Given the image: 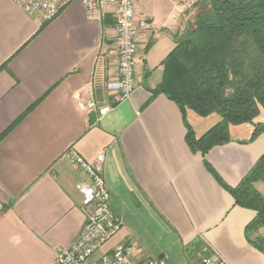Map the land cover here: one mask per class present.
<instances>
[{"label":"crops","instance_id":"obj_1","mask_svg":"<svg viewBox=\"0 0 264 264\" xmlns=\"http://www.w3.org/2000/svg\"><path fill=\"white\" fill-rule=\"evenodd\" d=\"M193 1H136L150 27L139 37L136 88L119 101L106 88L119 77L114 13L89 16L74 0L45 22L0 0V264H55L82 235L85 176L65 156L70 148L92 162L106 149L101 173L121 223L83 264H98L118 244L141 247L136 261L164 253L167 264L168 248L157 247L164 240L192 247L196 264L207 250L231 264H264L246 233L256 211L218 180L242 181L264 154V133L249 141L253 123L230 125L229 142L203 155L189 145L188 126L201 137L221 116L189 109L184 119L175 101L152 92ZM91 98L108 107L93 123L79 104Z\"/></svg>","mask_w":264,"mask_h":264},{"label":"trees","instance_id":"obj_2","mask_svg":"<svg viewBox=\"0 0 264 264\" xmlns=\"http://www.w3.org/2000/svg\"><path fill=\"white\" fill-rule=\"evenodd\" d=\"M190 11L152 92L175 101L184 119L189 109L201 116H221L201 137L187 125L189 145L205 155L229 142L230 125L253 123L249 141L264 133V121L255 122L264 114V0H194ZM218 180L237 205L256 211L246 227L247 239L264 253V235L259 233L264 228V194L257 186L264 182V154L237 186Z\"/></svg>","mask_w":264,"mask_h":264},{"label":"built area","instance_id":"obj_3","mask_svg":"<svg viewBox=\"0 0 264 264\" xmlns=\"http://www.w3.org/2000/svg\"><path fill=\"white\" fill-rule=\"evenodd\" d=\"M30 15L39 13L45 21L54 19L74 0H14ZM89 16L112 12L116 16L115 47L118 57L119 77L109 81L106 88L117 93L119 101L131 97L136 88L139 37L150 24L139 18L135 12L137 0H81ZM78 96V95H77ZM80 106L87 110L105 112L107 106H101L94 98L86 101L79 99ZM65 156L84 173L79 184L82 196L81 207L85 213V227L82 235L69 247L60 248L55 264H83L121 229L110 206V193L101 173L106 157V149L100 151L94 162L86 160L73 148ZM141 247L133 244H118L111 254H102L98 264H163L153 258L136 261L133 257ZM202 264H231L217 251L201 256Z\"/></svg>","mask_w":264,"mask_h":264},{"label":"rangeland","instance_id":"obj_4","mask_svg":"<svg viewBox=\"0 0 264 264\" xmlns=\"http://www.w3.org/2000/svg\"><path fill=\"white\" fill-rule=\"evenodd\" d=\"M188 10H190V8ZM191 12L192 11H190L189 14ZM263 118H264V114L262 113L257 119H263ZM257 186L259 190L264 194V182H259ZM259 233L264 234V228H261L259 230ZM163 244H165L164 246H166L170 252V260L168 261L167 264H196L197 263L196 253L192 247H188L186 249L178 243H171L170 240H164V241L159 242L157 247L163 246Z\"/></svg>","mask_w":264,"mask_h":264},{"label":"water","instance_id":"obj_5","mask_svg":"<svg viewBox=\"0 0 264 264\" xmlns=\"http://www.w3.org/2000/svg\"><path fill=\"white\" fill-rule=\"evenodd\" d=\"M99 115V112L97 110H92L89 113L90 116V121L93 123L96 121L97 117ZM156 261L165 264V258H164V253L159 254L156 258Z\"/></svg>","mask_w":264,"mask_h":264}]
</instances>
